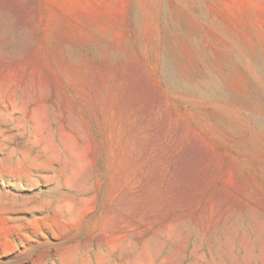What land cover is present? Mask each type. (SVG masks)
<instances>
[{
  "label": "rangeland",
  "instance_id": "374dc122",
  "mask_svg": "<svg viewBox=\"0 0 264 264\" xmlns=\"http://www.w3.org/2000/svg\"><path fill=\"white\" fill-rule=\"evenodd\" d=\"M0 264H264V0H0Z\"/></svg>",
  "mask_w": 264,
  "mask_h": 264
}]
</instances>
